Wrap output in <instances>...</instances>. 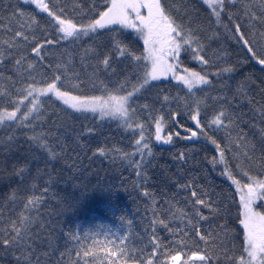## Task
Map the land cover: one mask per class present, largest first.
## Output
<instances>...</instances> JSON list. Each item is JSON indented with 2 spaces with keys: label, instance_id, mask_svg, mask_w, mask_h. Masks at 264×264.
Here are the masks:
<instances>
[{
  "label": "trees",
  "instance_id": "obj_1",
  "mask_svg": "<svg viewBox=\"0 0 264 264\" xmlns=\"http://www.w3.org/2000/svg\"><path fill=\"white\" fill-rule=\"evenodd\" d=\"M45 2L57 14H60L58 8L63 7L65 11L61 18L69 19L78 26L98 19L99 12L106 11L108 6L102 0ZM161 3L177 23L195 32L205 50V58L210 61L207 65L201 64L190 53L182 51L179 58L181 71L188 69L207 75L212 85L189 93L186 88L173 82L153 83L133 97L131 103L136 109L133 125L136 127L137 122L144 125V135L152 150V156H148L145 150L148 163L143 167L136 169L128 164V154L136 151L135 141L140 138V131H136L138 129L132 126L130 130L117 121L100 120L90 114L72 113L52 99H44L39 114L33 115L24 125L7 124L0 128V228L8 230L13 221L19 226L23 217L32 218L31 230L39 232L42 237V241L37 240L35 244L37 253L51 252L47 259L41 256V264H85V261L87 264H112L113 261L117 264H141L143 257L152 251L149 240L153 229L166 245L173 239L160 221L174 227L180 223L182 213H192L191 201L195 198L191 197L189 190L178 188V184L188 182L194 183L198 192L207 193L204 198L210 202L216 201L217 213L214 215L209 208L197 206L203 215L210 218L213 234L205 244L194 233H189L192 238L188 242L189 247L181 249L170 245L174 248L172 254L180 251L182 260L187 259L183 252L191 254V251L197 250L192 244V241H196L201 253L207 251L211 256L210 264H239L241 257L248 259L244 228L240 223L243 216L235 189L237 185L222 174L225 164L212 163L214 158L219 161V152L210 140L203 136L199 140H186L183 137L190 135L185 131L186 128L196 130L190 119V109L195 107L194 101L199 99L202 101L201 123L209 136L216 139L222 148L226 147L225 160L233 178L240 181L241 185L250 183L249 177L264 180V139H261L260 132L264 128V120L257 116V112L264 109V66L251 57L237 41L235 34V26L239 24L241 31L249 35L251 23L258 41L255 50L258 56H264V36H261L264 23L260 22V18L264 17L260 4L257 0H237L235 4L225 0L223 9L218 7L216 10L220 12L217 21L215 14L202 0H161ZM94 4L96 7H93ZM17 7L25 16L14 20L13 29L23 23L29 41H32L33 31L37 39L30 43L21 39L19 50H9L14 58L9 56L4 61L8 70L4 73L5 79H0V111H13L16 104L7 102L5 97L10 93L14 101L22 100L24 93L17 90L31 83L27 72L23 74L24 79H19L12 70L15 58L21 56L24 57L25 66L27 63L35 65L32 74L40 82L38 86L45 87L52 82L54 74H59L54 73V68L61 54L70 53L84 83L78 89L59 83L57 86L61 91H69L71 95L82 98L126 95L132 85L143 83L144 73L149 70L143 59L140 63L146 68L133 71V63L121 57L113 64L118 75L100 73V79L107 85V92L100 86L94 88L88 83L80 68L84 49L106 52L112 36L123 40L135 55L142 57L145 55L144 45L134 34L112 27L114 32L102 29L94 36L83 37L76 43L61 40L59 45H47L48 38L59 39L61 35L55 33V21L34 4H24L22 0H5L0 11L6 22L12 9ZM246 9L255 13L258 19L251 20L250 16H246ZM32 18L39 28L27 27ZM11 36L12 33L0 30V51L7 49L5 41H10ZM38 44H45L43 61L32 51ZM224 67H231L233 71L222 77L212 75ZM126 76L131 83L126 89L117 91ZM7 77H11V80ZM12 81H15L14 85ZM165 96L169 98L168 101L164 100ZM219 96L226 99H214ZM145 104L150 106L151 115L149 109L143 108ZM222 108L234 121L231 143L228 132L207 127ZM37 115L39 119L35 118ZM158 116L165 118L163 134L173 136L170 144H155V119ZM241 116L244 123L239 121ZM88 128L95 129V133L82 135ZM241 133L247 144L240 139ZM13 134L15 141L9 147L6 142ZM34 136H39V142L46 143L49 149L59 155L52 160L50 153L41 150L39 142L32 139ZM58 138L66 146L65 152H61ZM101 148L105 149L104 155L99 152ZM181 152L188 154L183 164L176 159ZM33 155L37 159L34 160ZM134 159L139 161L140 156L136 155ZM45 161L51 162L46 164ZM25 165L27 173L21 181L14 172V166L18 170ZM38 168L44 169L45 173L50 169L55 179L52 191L46 195L42 193L48 177L42 175L37 178ZM137 172L141 173L140 179L137 178ZM245 172L247 175H244ZM33 184L35 188L31 187ZM145 192L149 195L144 196ZM30 199L36 202L25 208ZM40 221L45 225L43 230L40 229ZM206 228V224L202 225V234L207 235ZM123 233L124 236L119 240L113 236ZM121 248L126 250V254H121ZM113 250L116 251L115 257L111 254ZM86 251L89 252L88 256L84 255ZM225 252L231 257L230 260L225 258ZM156 260L161 264H169L168 258L160 252L154 264ZM0 264H16L12 254L3 247H0Z\"/></svg>",
  "mask_w": 264,
  "mask_h": 264
},
{
  "label": "snow or ice",
  "instance_id": "obj_2",
  "mask_svg": "<svg viewBox=\"0 0 264 264\" xmlns=\"http://www.w3.org/2000/svg\"><path fill=\"white\" fill-rule=\"evenodd\" d=\"M104 4H107V10L99 12V18L91 21L86 25L74 24L69 19H62L61 15L64 14L65 9L63 7L58 8L60 14L57 11H52L49 7V3L45 0H22L24 4H34L41 12L47 13L48 17H51L55 21V33L61 34L59 39L48 38L46 40L47 45H59L61 40H67L71 43H76L83 37H91L98 33L101 29H108L110 32H114L115 29L111 28L112 25H119L121 28L134 30L142 39L144 43L145 55L137 56L123 43V40L117 36H112L110 38V47L108 51L96 52L94 49L85 48L84 54L80 57V68L83 70L84 76L87 78V82L92 84L95 88L100 86L105 92L108 91L107 85L103 80L100 79V73L105 75H118L113 64L118 61L119 58L123 57L130 60L134 67L133 71L138 68H146V65H142L141 60H148L151 63V70L145 71L143 76V83L134 84L131 90L127 91L126 95H108L105 99L103 96H92L90 98H82L80 96L71 95L69 91H61L58 87V83L61 86H70L72 89H78L84 81L81 79V72L77 70L76 65L73 63V58L70 53H62L61 58L55 65L53 80L51 83H47L45 87H39L35 76L32 74L35 65L33 63H27L25 66L24 57L15 58V63L12 70L15 72L19 79H24V73H28V79L31 81L26 88L19 89L17 91H22L24 93L23 100H29L31 107L22 116L17 117V113L20 111V105L23 104V100L14 101L11 98V94L8 93L5 99L9 103H15L16 108L14 111L3 110L0 111V125L4 124L5 121H15L17 126L24 125L25 121H29V118L33 116V113L39 114L40 112V98L42 96H47L49 93L54 95L57 99L62 100L65 105H68L71 109L76 112H91L93 114L99 113L100 118L103 120L105 117H111L114 120H119L121 124L128 129H131L133 120L135 119L136 109L132 106L133 97L140 92V90L150 81H155L161 77L167 78L168 74L171 73L173 78L181 82L187 89L189 93H192L194 88L200 85L211 86L212 81L208 79L207 75H201L196 71H189L184 69L185 75H179L176 69L179 67V58L182 51L190 53L192 58L199 61L201 64H209V60L205 58L204 48L200 44L199 40L195 36V32L192 30H187L186 27L176 20L167 12L165 7L162 5L161 0H102ZM209 6L214 7V14L219 21L220 12L215 11V6L223 9L225 0H205ZM237 0H230V3L235 4ZM261 7L262 17H264V0H257ZM5 0H0V6H3ZM79 6L78 4L76 5ZM11 7V5H9ZM93 7H96L94 4ZM146 9L147 14H143L142 10ZM246 16H250L251 20H256L258 17L255 13H252L250 9H246ZM25 16V13L18 7L12 9L11 16L6 22L3 18V12L0 11V30L12 33L11 40L5 41L7 44V49L0 51V79H5L4 73L8 70L7 65L4 63L9 56H13L9 50L16 48L19 50L20 40L24 42H32L37 39L35 32L33 31L32 41H29V36L25 34V24H19L16 29H13L14 20H20ZM260 22L264 23V18H260ZM28 28H39L35 19H31V23L27 25ZM235 34L237 41L243 46L251 57L256 60V62L264 66V56H258L255 50V46L258 43L256 39V33L251 25L249 24V35H246L241 31V26L236 24ZM264 36V33H261ZM157 45H162L161 48H157ZM166 46V47H164ZM45 50V44H38L36 47L32 48V51L36 54L40 61L45 59V55L42 52ZM67 57V58H64ZM171 59L173 63H168ZM94 61V62H93ZM89 68L91 71H89ZM233 69L231 67H224L219 72L212 73V75L217 77H222L226 73H231ZM131 75V73L129 74ZM6 79L11 80V77ZM13 85L15 81H12ZM131 83L129 78L126 76L123 81L120 82L117 91L124 90ZM168 97L165 96L164 100L168 101ZM217 101L225 100L226 97L219 96L215 97ZM202 101L199 99L194 101L195 107L190 109V119L194 122V127L196 130L185 129L190 135H186L183 139L186 140H199L201 136L205 139L211 141L215 145L217 151L219 152V161L215 158L212 163L215 165L217 162L225 164L224 175H227L229 179L232 180L233 184L237 185V191L241 193L240 202L242 205V216L243 219L240 223L243 225L245 233V251L249 257L245 260L243 257L240 258L239 264H264V214L257 212L254 208L256 201L264 200V180H256L253 177H249L250 183L240 184V181L233 178L231 171L227 168V162L225 160L226 147L222 148L216 139L209 136L205 131V126L202 125L200 120V106ZM143 108L149 109V115H151L150 106L145 104ZM257 116L260 120H264V109L257 112ZM39 119V115L35 117ZM175 121V116L172 117ZM227 121V122H226ZM240 123H244L242 116L239 117ZM234 121L231 119L229 113L223 108L218 114L214 115L209 121L207 127L214 128V130H224L229 133V143H231V131L233 129ZM155 140L157 142H162L163 144L172 143L173 136L171 134L167 136H162L161 133L165 126V118L163 116H158L155 119ZM255 127V125H252ZM136 128L140 131V138L135 141L136 151L134 153L128 154V164L136 169H140L144 164L148 163L145 157V150L147 149V155L152 156V150L147 142L144 135V125L137 122ZM261 139H264V128L260 129ZM95 133V129L88 128L86 131L81 133L82 135H91ZM177 136L180 135L179 132L176 133ZM32 139L40 141L39 136H34ZM241 140H245L244 134L241 133ZM14 134L9 136V141L6 142L11 146L14 143ZM143 142V143H142ZM58 143L60 144L61 152L66 151V146L63 144L62 139L58 138ZM245 143L248 142L245 140ZM38 146L41 150L48 151L51 155V159L54 160L58 153L52 151L48 148V145L43 142H39ZM254 148V145H253ZM101 155H104L105 149H99ZM247 154V153H246ZM136 155L140 156V160L136 161L134 157ZM188 154L185 152L179 153L176 159L181 163H186V158ZM34 160L37 159L35 155L32 157ZM251 159V157H249ZM51 161H45L49 164ZM2 163V162H0ZM14 172L17 177L23 181L27 173V165L23 168L15 169ZM37 178L42 175H47L48 179L45 181L46 187L42 195H46L48 192L52 191L55 179L51 170L49 169L46 173L42 168L37 169ZM244 175H247L245 172ZM141 173L137 172V178L140 179ZM147 179V177H144ZM31 187L35 188L36 185L33 184ZM196 185L192 182L178 184L179 189L189 190L191 192V197L195 198L191 201L192 213H182L179 217L180 223L174 227H169L164 221H160L161 224L167 229L168 233L173 239L169 241V244H165L164 241L156 234L155 230L151 232V239L149 244L152 247L150 255L144 256L141 264H154V260L157 257V253L160 252L162 256L168 258L169 264H194V262H199V264H210L211 256L204 251L203 254L199 250L196 241H192L194 247L197 248L195 251L183 252V256L187 259L182 260V254L177 251L176 254H172L174 248L170 247L173 245L177 248H187L189 247V241L192 239L189 233H194L195 236L199 237V241H204L207 244L208 238L212 236V224L208 216L203 215L200 208L197 206H203L209 208L211 213L214 215L217 213L215 208L216 201H209L204 197L207 196L205 192H198L196 190ZM54 195V193H53ZM149 193L145 192L144 196H148ZM35 199H30L25 204V208L29 205L35 203ZM39 215V214H37ZM135 221H133L134 223ZM207 225L206 232L207 235L202 234V225ZM33 219L29 217H23L20 221L19 226L13 221L12 227L8 230L0 228V247H3L6 252L12 254L13 259H15L16 264H41V256L45 259L51 256V252L48 253H37L36 251V241L41 240L42 237L39 236V232H33ZM45 227L43 221H40V229L43 230ZM115 239H120L124 236L120 234L115 236ZM179 237L176 239V237ZM107 239V236L105 237ZM67 239V237H66ZM123 243V240H121ZM51 247V244L49 245ZM167 248L168 251H164ZM143 252V250H141ZM121 254H126V250L121 248ZM112 256H116V251H112ZM85 256L89 255V252H84ZM225 258L231 259L227 256L225 252ZM35 257V259H34ZM87 264V261H85ZM112 264H117L113 261ZM156 264H161L159 260H156Z\"/></svg>",
  "mask_w": 264,
  "mask_h": 264
},
{
  "label": "rangeland",
  "instance_id": "obj_3",
  "mask_svg": "<svg viewBox=\"0 0 264 264\" xmlns=\"http://www.w3.org/2000/svg\"><path fill=\"white\" fill-rule=\"evenodd\" d=\"M210 9H211V11L214 13V7L213 6H209V4L208 3H206L205 2V0H202ZM217 8H218V6H215V11L217 10ZM142 13L143 14H147V10L146 9H144V10H142ZM111 28L112 27H118V28H121L119 25H112V26H110ZM122 30H125V31H127V32H132L134 35H136L138 38H139V40H141V42L143 43V39L134 31V30H132V29H126V28H121ZM102 30V29H101ZM143 45H144V43H143ZM158 49L159 48H161L162 47V45H157L156 46ZM164 47H166V46H164ZM146 62H147V64H148V66H149V70L148 71H150L151 70V63H150V61H148V60H146ZM168 63H173V61L171 60V59H169L168 60ZM176 72H177V74H179V75H185V72H183V71H181V69L180 68H177L176 69ZM161 82H173V83H175V84H177V85H180V86H183L184 88H186L181 82H179V81H177L176 79H174L173 78V76H172V74L171 73H169L168 74V76H167V78H164V77H161L160 79H158V80H155V81H150V83L149 84H147V85H145L141 90H140V92L143 90V89H145L146 87H148V86H150L151 84H153V83H161ZM203 87H206L205 85H200V86H198L197 88H194L193 89V91H196V90H199V89H202ZM187 89V88H186ZM188 90V89H187ZM138 94V93H137ZM105 99L107 98V97H104ZM44 99H52V100H54L55 102H57L59 105H61L63 108H65L66 110H68V111H70V112H72V113H75V114H85V115H91V116H93V117H97V118H99V119H101L100 118V116H99V113H96V114H93V113H91V112H76L75 110H73V109H71L70 107H68V105H65L64 103H63V101L62 100H59V99H57L54 95H52L51 93H49L47 96H42L41 98H40V101L42 102ZM23 100V99H22ZM30 100H31V98H29V100H23V104H21L20 105V111L17 113V117H20V116H22L24 113H26L27 111H28V108L29 107H31V103H30ZM20 101V100H19ZM15 110V109H14ZM13 110V111H14ZM36 113H33V115H35ZM31 118V117H30ZM29 118V119H30ZM102 120V119H101ZM103 120H113V121H117V122H119L120 124H121V122L119 121V120H114V119H112L111 117H105ZM26 122V121H25ZM24 122V123H25ZM7 124H17L15 121H5L4 122V124H2V125H0V128H2L3 126H5V125H7ZM132 124H133V122H132ZM133 127L135 128V129H137L134 125H133ZM134 129V130H135ZM136 131H139V129L138 130H136ZM162 135V134H161ZM163 136V135H162ZM155 144L156 145H158V146H163V145H167V144H163L162 142H157L156 140H155ZM143 143V142H142ZM236 191H237V186H236ZM237 194H238V196H239V200H240V195H241V193L240 192H238L237 191ZM240 204H241V202H240ZM254 208H255V210L257 211V212H260V213H262V214H264V200H257L256 201V203H255V205H254ZM241 209H242V205H241ZM242 211H243V209H242ZM248 259H249V257H247ZM247 259V260H248Z\"/></svg>",
  "mask_w": 264,
  "mask_h": 264
},
{
  "label": "bare ground",
  "instance_id": "obj_4",
  "mask_svg": "<svg viewBox=\"0 0 264 264\" xmlns=\"http://www.w3.org/2000/svg\"><path fill=\"white\" fill-rule=\"evenodd\" d=\"M121 29V28H120ZM125 31V30H124ZM129 33H132V32H129ZM133 34V33H132ZM136 36V35H135ZM178 68H180L181 69V67H180V65H179V67ZM101 120V119H100ZM133 128H131L130 130H132ZM163 136H165L164 134H163V132L161 133ZM154 136H155V132H154Z\"/></svg>",
  "mask_w": 264,
  "mask_h": 264
}]
</instances>
